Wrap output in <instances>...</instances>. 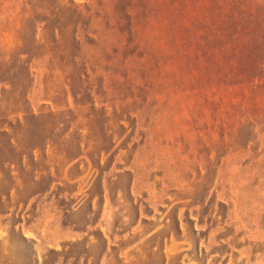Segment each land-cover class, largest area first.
<instances>
[{
	"label": "rangeland",
	"instance_id": "1",
	"mask_svg": "<svg viewBox=\"0 0 264 264\" xmlns=\"http://www.w3.org/2000/svg\"><path fill=\"white\" fill-rule=\"evenodd\" d=\"M0 264H264V0H0Z\"/></svg>",
	"mask_w": 264,
	"mask_h": 264
},
{
	"label": "crops",
	"instance_id": "2",
	"mask_svg": "<svg viewBox=\"0 0 264 264\" xmlns=\"http://www.w3.org/2000/svg\"><path fill=\"white\" fill-rule=\"evenodd\" d=\"M74 240V238H72Z\"/></svg>",
	"mask_w": 264,
	"mask_h": 264
}]
</instances>
